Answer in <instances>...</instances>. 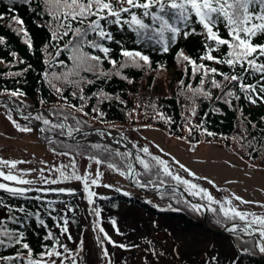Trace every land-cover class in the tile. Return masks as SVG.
<instances>
[{"label":"trees","instance_id":"trees-1","mask_svg":"<svg viewBox=\"0 0 264 264\" xmlns=\"http://www.w3.org/2000/svg\"><path fill=\"white\" fill-rule=\"evenodd\" d=\"M0 16L3 17L0 19V38H3V42L0 43V96L10 95V92L16 90L23 92V96L14 98L25 105V107L21 106L22 108L36 110L34 114H28L29 117L42 113L53 123H60L56 117H63L51 114L52 110L60 109L71 114L67 124L73 128L100 132L107 129L113 133H121L135 148L137 157L143 156L150 165L149 169H145L138 161L136 179L141 183L153 185L167 181L181 184L172 176L164 174L162 166L156 164L151 158L159 156L166 161L163 156L151 149H149L151 156L143 153L141 149L144 147L140 141L132 139L131 132L147 127H157L170 137L185 139L191 151L198 150L202 142L214 141L227 152L243 158L250 166L264 168V101L257 99V103L252 104L237 85L233 90L240 99L228 98L231 103H225L221 90L213 88L209 83L212 74L205 78L199 69L194 74L189 62L178 59L180 51H183L197 64L203 63L207 67H216L219 72L234 74L233 69L226 64L202 59L207 49L204 36L199 34L203 32L199 24L191 25L196 29L197 34L190 35L187 39L181 35L175 43L170 45L168 52H163L161 44L155 41L144 39L136 43V34L127 26L121 30L116 25H108V30L112 32L114 39L104 40L101 43L111 49L108 54L109 59L122 62L125 59L121 55L122 49L136 50L149 56L150 66H129L117 76L111 74L115 69L109 63V59L104 58L102 52L85 47L84 51L101 56L103 63L98 73L103 71L110 75H101L97 78L92 73L82 72V76L95 82L82 85V95L86 99L81 101L79 89L54 81L57 86L64 88L62 96L66 98L65 100L48 83V79H52V73L59 75L67 72L72 68L73 62L70 59L72 53L64 49L69 37H64L62 40L52 39V32L57 29L45 11L43 0H30L28 3H25V0H0ZM14 16L23 20L22 26L16 23ZM146 22L151 23L147 18ZM102 23L105 22L102 21ZM21 28L26 30L31 46L26 43V37L20 31ZM219 31L222 37L228 38L227 29L222 25ZM93 38L99 39L95 37V34H90L89 39ZM253 42L264 43V35L257 36ZM58 49L59 56L56 55ZM226 51L227 46H221L219 51H213L211 54L219 57L221 54H226ZM260 60L264 61V57ZM59 61H63V64ZM116 67L119 68V63ZM235 72H240L239 67L235 69ZM45 73L49 74L48 79L45 78ZM124 76L127 79H123ZM201 79H204L203 87L211 92L212 98L208 99L197 94L193 102L189 99L193 93L187 86L191 85L192 89L200 87ZM215 79L221 81L222 85H226L225 90L235 84V82L232 84L224 82L220 75H215ZM244 80L246 83L255 84L258 77L249 74L244 77ZM73 91L77 93L75 97L71 95ZM101 92L110 98L100 96ZM41 100L45 103L42 104ZM68 105L82 106L83 112H78ZM93 108H97L98 112L92 111ZM0 109L5 110L11 118L20 121L23 126L36 128L33 122L17 116L9 105H0ZM193 109H195L194 115ZM71 117L81 121V124L77 125L76 120ZM41 127L45 129L40 134L41 140L58 156L57 161L49 169L50 175H44V178L55 179L58 183L71 182L73 187L57 188L47 182L43 186L27 188L31 190L16 196L0 189V223H6L10 231L24 234L22 243H27L32 249V259H41V253L46 249L59 248L55 244V240L59 239L61 244L67 245L71 250L66 254L69 259L65 260L64 264H72L73 257L76 264H80L79 257L86 250L84 230L90 226L100 245L101 254L106 259V264L111 260V253L109 247L102 244L103 240L107 239L104 233H107V237L117 244L146 247L144 239L154 238L162 231L187 235L199 231L203 238L208 239L210 244L207 246L198 244L192 248V251H188L190 248L188 247L178 252L179 257L175 256V259L182 264H264V254L259 253L258 247L248 254L243 252L246 246L244 241H251L252 237L243 233L228 236L208 231L203 225L201 209L193 210L191 207L193 203L176 190H164L149 195L133 194L120 189L117 191L118 188L110 184V193L101 192L98 183H91L92 179H95V176L91 175L92 164L99 159L102 161L99 163V168L103 173L111 164L116 170L125 174L131 162V151L128 148L101 137L92 141L66 137L65 129H51L50 125L43 123ZM208 132L213 135H208ZM94 145H100V147H93ZM64 152L69 154H60ZM62 165L66 166L63 171L68 176H71L75 170L76 175L87 177L88 190L84 187L83 179L65 180L60 177L58 169ZM188 180L202 187L198 177ZM60 189L65 191H59ZM89 191L96 194L92 197V203L88 199ZM194 197L208 205L211 211V222L215 227L222 228L226 224L235 222L224 217L220 204H210L206 197L203 199L200 196ZM214 199L228 206L225 199H216V197ZM21 208L24 209L23 212L19 211ZM212 209L216 211L213 212ZM127 211L133 212L136 216L132 225H128L119 218L122 215L126 219L130 217V213L124 214ZM142 213L146 215V218L141 217ZM12 219L16 222H12ZM41 220L44 221L45 226L40 224ZM65 220L68 221L67 232L63 231ZM113 220L115 224L112 223ZM136 224L137 227H135ZM151 225L155 226V231L152 233ZM100 228H103L104 232H101ZM49 232L53 236L51 239H46ZM113 233L117 235L116 239ZM69 235L71 239L68 238ZM221 239L229 241L231 248L224 259L219 261L218 259H221L219 251H216L213 246L215 241ZM81 241L83 242L82 250ZM105 249L107 255L104 254ZM59 250L63 251L62 248ZM7 257L15 259H0V264H27L28 250L14 242L12 246H9L6 240L5 245L0 246V258ZM43 259L47 260L48 257L45 256ZM52 259L60 264L61 258L53 257Z\"/></svg>","mask_w":264,"mask_h":264},{"label":"snow or ice","instance_id":"snow-or-ice-1","mask_svg":"<svg viewBox=\"0 0 264 264\" xmlns=\"http://www.w3.org/2000/svg\"><path fill=\"white\" fill-rule=\"evenodd\" d=\"M30 2V0H25V3ZM45 5V11L51 18V21L55 24L56 31L52 32L53 40H62L64 37H69V40L64 45V49L72 53L70 59L73 62V66L67 72L57 75L52 73V79H48L49 74L45 73V78L48 79V83L52 88L55 89L58 95H61L62 99L65 97L62 96L64 91L63 87L57 86L54 81H59L63 85L79 89L81 95L79 99L81 101L85 100L83 93V84L94 83V80H89L86 77L82 76L81 73H92L97 76H109L110 73L99 71L100 65L103 63L101 56L90 54L89 52L84 51L85 47L91 49H98L104 54L105 59H109L108 54L111 49L105 46L101 41L107 40L112 41L114 39L111 31L108 30V25H116L121 30L124 26H127L132 32L136 34L137 40L136 43H140L141 40L147 39L150 41H155L158 44H161L163 52H168L170 45L175 43L178 38L182 37L187 39L190 35L197 34L196 29L191 27L193 23L199 24L203 32L199 33L204 36L207 53L202 57L206 61H214L217 64H226L233 69L231 75L219 72L216 67H207L205 64H197L195 60H191L189 56L185 55L183 51H180L178 59L189 62L195 71L200 70L202 76L207 78L212 74V78L209 83L213 88L220 89L225 97V103H231V100L228 98H234L236 100L240 99V96L236 94L233 90L237 85L241 92L244 93V96L252 104L257 103V99L264 101V61L260 60L261 57H264V43H254V39L257 36L264 35V0H43ZM136 10V11H134ZM146 18L151 21V23L146 22ZM0 19H3L0 16ZM13 19L17 24L23 25V20L19 17L14 16ZM105 22V23H102ZM79 25V26H74ZM223 26L227 29L226 36L228 38L222 37L220 35V26ZM26 37V43L31 46L30 39L27 37V32L25 29L21 28ZM71 34V35H70ZM90 34H95V37L89 39ZM213 42L209 44L208 42ZM3 42V38H0V43ZM120 43V41H116ZM221 46H227L226 54H221V56H214L211 53L213 51H219ZM15 55V53H13ZM56 55H60V50L58 49ZM121 55L125 58L122 62L109 59V63L112 64L115 71L111 74L121 75L122 70L129 66L143 67L144 65L150 66V58L148 55H145L141 51L136 50H127L122 49ZM143 62V64H141ZM60 64H63V61H59ZM119 63V68L117 64ZM239 67L240 72L236 73L235 69ZM256 75L258 77L257 83H246L244 77L246 75ZM215 75H220L223 77V81L228 84H232L231 88L226 89V85H222L221 81L215 79ZM127 79L126 76L122 77ZM131 82V81H129ZM204 79H201L200 87L192 89L191 85H188V89L192 91L193 96L189 97L190 100L195 99L197 94L203 95L205 98L211 99L212 94L210 91H206L203 87ZM183 84V81H181ZM13 97L23 96L24 93L16 90L9 93ZM73 97L77 95L75 91L71 93ZM100 96L107 97L105 93L101 92ZM255 97V98H254ZM90 98V97H89ZM220 99V97H217ZM41 103L45 101L41 100ZM68 107L74 108L78 112H83V107H77L76 105H68ZM92 111L98 112L97 108H93ZM52 115L62 116L63 122L53 123L48 118L44 117L41 113L34 117L35 120H40L44 125H50L51 129H60L63 130L67 128V135L71 136L73 131H80L79 127L73 128L69 126L66 122L70 117V113H65L60 109L52 110ZM103 115V113H99ZM195 114V109H193V115ZM88 115V113H84ZM76 120L75 117H71ZM11 119V117H9ZM24 119H29L28 116H25ZM13 123L21 132H30L32 129L30 127H21L15 120ZM76 124L80 125L81 121L76 120ZM255 127V125H253ZM45 129L41 128L40 131L43 132ZM191 132V129H189ZM245 131H247L245 129ZM208 135H213V133L208 132ZM103 135V133H101ZM93 147L99 148L100 145H94ZM143 153H146L151 156L149 149L144 147L141 149ZM161 151H163L161 149ZM61 155H68L69 153L64 152L60 153ZM94 159V157H89ZM156 164L162 166V171L168 176L181 184L187 186V189L191 191V194L194 196H200L201 199L207 198L210 204H220L221 211H223L224 217L230 221H239L243 222V226L240 224H234L232 228H229L228 231L237 233L239 230L240 233H243L247 236L252 237L251 241H244L245 247L243 252L245 254L250 253L255 248L258 247L259 253L264 254V217L257 216L254 213H245L238 211L235 207H232L231 199L226 201L228 206H225V203H221L214 199L212 194L206 189L199 187L197 184L192 183L188 179H184L178 174H173L170 170L169 164L167 161L162 159L159 156L151 157ZM139 163L143 165L145 169H149V163L137 157ZM17 163H23V161H8L0 159V165L8 166L10 165V170L8 173L0 170V177L5 181H15L18 184H32L33 181L25 180L20 178L18 175H14L11 172V169H14ZM96 163H102L101 160L96 159ZM179 163V161H176ZM109 167H115L114 165L109 164ZM181 168L188 172L189 175L194 176L195 174L190 172L185 165L180 164ZM66 166H61L58 171L60 172V177L63 179L74 178L76 180H84V187L88 190L89 183L87 177H81L80 175L75 174V170L71 176H68L63 171V168ZM207 179V178H204ZM48 183L55 184L58 181L53 179L51 181H46ZM97 179H92L91 183L96 184ZM209 183H214L213 181H208ZM108 187V185H105ZM143 186V185H141ZM0 189L12 194L23 195L25 192L30 191L31 189L21 188V187H11L9 184L0 183ZM59 191H65L60 189ZM119 191V189H117ZM96 194L89 191L88 199L92 203V197ZM128 195V193H125ZM235 199L241 201L242 203H250V201H244L241 197L235 196ZM193 210H199L201 205L191 204ZM11 212V209H9ZM23 212L24 209H19ZM213 212L216 209H212ZM97 211V215H98ZM251 217V219H249ZM12 222H16L12 219ZM67 223L64 221L63 231L67 232ZM115 224V220L112 221ZM40 224L44 225V221L41 220ZM101 232H104L103 228H100ZM118 231V229H117ZM256 233L259 234V241L256 239ZM23 233H15L10 231L6 223H0V246L5 245L6 240L9 242V246H12V243L21 244L24 249L28 250V259L27 264H57L55 259L52 257L61 258L60 264H64V261L69 259V256L66 255L70 253V249L67 245L61 244L59 239L55 240V244L62 248L63 251H60L58 247H52L51 250H45L41 253V259H32V249L27 243H22ZM105 237L109 240L110 243L115 242L111 241L110 237H107V233H104ZM53 234L49 232L46 239H51ZM6 238V239H5ZM71 239V236L68 237ZM239 238V236H238ZM83 247V242L81 241V250ZM120 248H125L126 245H118ZM104 254L107 255V250H104ZM48 257L47 260L43 257ZM13 260V257L0 258ZM72 264H76L75 258H72Z\"/></svg>","mask_w":264,"mask_h":264},{"label":"rangeland","instance_id":"rangeland-1","mask_svg":"<svg viewBox=\"0 0 264 264\" xmlns=\"http://www.w3.org/2000/svg\"><path fill=\"white\" fill-rule=\"evenodd\" d=\"M18 103L20 106L25 107L23 103ZM22 109L28 110L26 108ZM23 115L24 117L28 116L26 112ZM9 117L5 110L0 109V159L23 161V163H17L16 167L11 169V172L22 179L31 180L33 183L18 184L15 181H5L2 177H0V183L21 188L43 186V184L47 183L46 181L53 180L45 179L44 175H50L49 169L57 161L58 156L41 140L36 128H31L32 131L30 132H21L13 123L15 119H9ZM15 121L21 127H25L20 121ZM131 136L133 140H139L143 147H147L156 154L163 156L174 175L178 174L186 179L198 177L202 188L210 192L216 199H225L226 201L231 199V206L238 211L254 213L257 216L264 217V168L250 166L243 158L227 152L214 141L202 142L198 150L193 152L189 149V144L185 139L170 137L157 127L143 128L139 131L131 132ZM80 138L92 141L95 139V135L83 134L80 135ZM140 158L145 160L143 156H140ZM137 161L139 160L137 159ZM176 161H179V163H176ZM180 164L185 165L195 175H189L188 172H185L179 166ZM0 170L8 173L10 165H0ZM91 171V175L95 176L98 181L101 192L110 193L109 185L113 184L114 187L122 191L133 194L140 193L128 183L127 173H121L114 167H109L103 173L99 168V164L94 162ZM208 181H213L214 183H209ZM53 185L57 188L73 187L71 182H57ZM105 185H108V187ZM235 196L241 197L244 201H250V203H242L236 200ZM126 213H130L131 216L126 219L122 215L119 218H122L128 225H132L136 216L130 211L124 214ZM141 217L146 218V215L142 213ZM120 222L123 224L121 220ZM135 227H137V224ZM150 230L151 233L154 232L155 226L151 225ZM84 232L86 250L79 257L80 264H106V259L101 254L100 245L91 227L87 226ZM113 236L115 239L117 238L115 233H113ZM207 240V238L201 236L199 231H194L188 235L173 232L171 234L170 232L162 231L154 238L144 239L146 247L143 245L135 247L124 244L126 247L120 248L118 247L120 244L115 243L116 246H114L107 239H104L102 244L104 246L107 245L111 253V260L107 264H182L175 259V256L179 257L178 252L188 247H190L188 251H192V248L198 246V244L207 246L210 244ZM213 247L216 251H219V256L221 257V259H218L219 261L224 259L231 248L229 241H223V239L215 241ZM211 250L213 251V248Z\"/></svg>","mask_w":264,"mask_h":264},{"label":"water","instance_id":"water-1","mask_svg":"<svg viewBox=\"0 0 264 264\" xmlns=\"http://www.w3.org/2000/svg\"><path fill=\"white\" fill-rule=\"evenodd\" d=\"M7 98H8V104L16 111V113L21 114L24 112L23 110H21L17 106V104L14 102V100L11 96H7ZM2 103H5V102H2ZM32 112H34V111H30V113H32ZM57 119H59L61 122H63L62 118H57ZM31 120L35 123L38 132H40L41 122L39 120H35V119H31ZM65 129L67 132V128H65ZM89 132H90L89 130L73 131V134L71 136H69L67 134H66V136L74 138V139H78L80 134L89 133ZM103 132H104V135H101V133H95V134L97 136H104L105 138L110 139V140H112L114 138H118L121 141V143H118L119 145L130 148L131 153H132L131 164H130V167L127 171V180L129 182V184H131L132 186L136 187L138 190H140L141 192L146 193V194H156L160 191L169 190V189L177 190L181 194L185 195L193 204L201 205V214H202L203 225L208 230H210L211 232H214V233L224 234V235H236L239 233V231H237V233L230 232V231H228V229L232 228L234 226V224L243 225L242 221L241 222H239V221L233 222L229 225L224 226L221 229L214 227L210 221V211H209L208 206L204 202L196 200L194 198V196L185 187H183L180 184H174L171 182H163L162 184H159V185L147 186V185H143L139 182H136L134 180V177L137 173V160H136V151H135L134 147L126 144V139L121 134H113V133L109 132L108 130H104ZM141 185H143V186H141ZM255 235H256V238L259 240L260 239L259 234L256 233Z\"/></svg>","mask_w":264,"mask_h":264}]
</instances>
